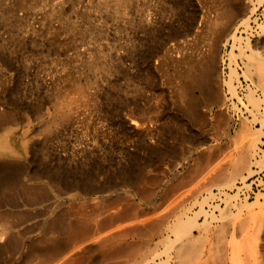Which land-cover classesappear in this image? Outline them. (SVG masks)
I'll return each mask as SVG.
<instances>
[{
	"label": "rangeland",
	"instance_id": "374dc122",
	"mask_svg": "<svg viewBox=\"0 0 264 264\" xmlns=\"http://www.w3.org/2000/svg\"><path fill=\"white\" fill-rule=\"evenodd\" d=\"M29 1L17 13L27 19L23 33L0 15V147L13 149L1 152L0 160H16L39 176L0 190V226L17 239L11 250L18 248L19 234H33L50 201L61 197L66 202L57 211L74 227L63 237L87 235L77 248L80 256L67 264H264V220L230 215L231 203L221 206L223 215L216 210V218L205 210L216 190L232 189L249 173L243 167L228 186L232 160L250 130L263 129L257 146L264 137V77L249 61H264V0H240L243 11L229 0H137L119 16L102 0ZM70 22L78 28L69 30ZM91 22L94 31L82 35ZM213 48L219 59L214 90L196 118L184 111L183 79L196 56ZM184 52L190 65L182 63ZM92 56L103 57L108 67L100 61L91 72L86 58ZM231 67L236 94L226 83ZM188 92L203 94L198 87ZM59 111L72 113L59 118ZM257 146L250 168L264 166ZM48 171L75 176L86 187L66 188ZM188 218L208 222L188 223L178 232V222ZM54 257L32 262L50 264Z\"/></svg>",
	"mask_w": 264,
	"mask_h": 264
},
{
	"label": "bare ground",
	"instance_id": "6f19581e",
	"mask_svg": "<svg viewBox=\"0 0 264 264\" xmlns=\"http://www.w3.org/2000/svg\"><path fill=\"white\" fill-rule=\"evenodd\" d=\"M112 2L110 1H107V0H102V3L104 4H101L102 6H104V8H107L110 10V12L112 14H116V15H122L123 14V10H125L127 7H130V5H133V1H136L137 0H111ZM219 1V0H218ZM222 1H225V0H222ZM228 1V0H227ZM240 0H229L228 2L232 4V6H236L238 4ZM4 0H0V15H3V16H7L11 19L12 21V24L14 25L15 29L21 33H23L22 31H24L26 28L25 25L27 23V19L25 18V16L23 15H19L17 14L18 13V9L22 6L25 5L26 3V0H10L9 2H6V4L3 3ZM57 2V1H56ZM56 2H51V3H54L57 4ZM100 2V1H99ZM98 2V3H99ZM143 2V1H142ZM148 2V1H147ZM217 2V1H216ZM226 2V1H225ZM141 3V2H140ZM146 3V1L144 2ZM149 3V2H148ZM220 3V2H219ZM4 4V5H3ZM135 4V3H134ZM139 4V3H138ZM227 4V3H226ZM27 5H31L30 1L27 0ZM52 4H50L51 6ZM58 5V4H57ZM60 5V4H59ZM99 6V4H97ZM129 5V6H128ZM140 5V4H139ZM142 5V4H141ZM140 5V6H141ZM219 5V4H218ZM222 6L223 5V2L221 4ZM53 6V5H52ZM61 6V5H60ZM137 6V5H136ZM145 6V7H144ZM144 6H141V7H144L146 8V4ZM149 6V5H148ZM231 6V5H230ZM232 6L229 7L232 9ZM238 6V5H237ZM236 6V7H237ZM55 8H58L59 6H54ZM139 7V6H138ZM140 7V8H141ZM225 7V6H224ZM228 7V6H227ZM239 7V6H238ZM235 8V7H234ZM49 9H52V8H49ZM58 9L61 10L62 12V8L59 7ZM143 9V8H142ZM141 9V10H142ZM226 9L225 8L223 11L226 12ZM236 9V8H235ZM239 10L240 7L238 8ZM54 11V9H52ZM51 10V11H52ZM140 10V11H141ZM229 10V9H227ZM52 11V15L56 12H53ZM118 11V12H117ZM230 11V10H229ZM235 11V10H233ZM243 11V10H241ZM60 12V11H58ZM142 12V11H141ZM144 12V11H143ZM228 12V11H227ZM237 12V11H236ZM236 12H233L235 13L236 15ZM240 12V11H238ZM237 12V13H238ZM50 13V12H49ZM125 13V12H124ZM223 12H221L222 14ZM224 14V13H223ZM222 14V16H223ZM226 14V13H225ZM228 14V13H227ZM241 15L244 14L246 16L245 13L241 12L240 13ZM47 15V14H46ZM115 15V16H116ZM147 14H145L146 16ZM229 15H232V14H229ZM234 15V14H233ZM233 15H232V18H233ZM234 15V16H235ZM49 16H51L49 14ZM117 16V17H118ZM142 16V15H140ZM208 17V15H206ZM220 16V17H222ZM227 17V15H225ZM88 17V16H86ZM193 17V16H192ZM219 17V16H218ZM243 17V16H241ZM8 18V19H9ZM28 18V17H27ZM36 18V17H35ZM204 18V17H203ZM202 18V20L204 21V19ZM209 18V17H208ZM212 18V17H211ZM231 18V17H229ZM238 18V17H236ZM222 19V18H221ZM225 19V18H224ZM222 19V20H224ZM249 19V16H246L243 18L242 20V23L248 25V20ZM201 20V21H202ZM218 20V19H216ZM87 21V20H86ZM206 21V20H205ZM210 21V20H208ZM220 21V20H219ZM226 21V19H225ZM227 21L229 22L230 19ZM226 21V22H227ZM234 21V20H232ZM236 21V19H235ZM192 22V21H191ZM207 22V21H206ZM205 22V24L207 25V23ZM218 21H215L214 23H216ZM221 22V21H220ZM219 22V23H220ZM31 23V22H30ZM213 23V24H214ZM225 23V22H224ZM231 23V22H229ZM29 24V23H28ZM33 24V23H32ZM222 24V22H221ZM226 24L228 23H225V27L227 26ZM232 24V23H231ZM87 25H88V21H87ZM87 25L85 27H87ZM212 25V24H211ZM223 25V24H222ZM235 25V24H234ZM239 25V24H237ZM236 25V26H237ZM30 26H32L30 24ZM93 26V22L90 23L89 27L87 28H82L81 30V34L82 35H86L88 32H92L94 31V29L92 28ZM210 26V25H209ZM217 26V25H216ZM219 26V25H218ZM229 24H228V28H229ZM224 27V25H223ZM33 28V26H32ZM59 28V27H58ZM78 27L75 25V23H72L70 22L69 24V30H75L77 29ZM200 28V27H199ZM211 28H214V27H211ZM220 28V27H218ZM235 28V27H234ZM217 29V27H216ZM237 29V28H236ZM38 30V29H37ZM56 34L59 32V29H53ZM197 30V34H198V29ZM213 30V29H211ZM228 30V29H227ZM31 31V30H30ZM35 29L33 28V31L34 32ZM216 32V30H214ZM218 32H224L225 30H217ZM18 32V33H19ZM196 32V31H195ZM261 32L262 34L264 35V27H262L261 29ZM15 33V32H14ZM38 33V32H37ZM217 33V32H216ZM55 34V35H56ZM221 34V33H220ZM231 38L236 41L237 39H239V37L236 35L235 31L229 33ZM16 35V34H15ZM18 35V34H17ZM20 35V34H19ZM59 35V34H58ZM196 36V33L194 34ZM216 35V34H214ZM213 35V36H214ZM218 35V34H217ZM194 36V38H196ZM12 37V36H11ZM222 37V36H221ZM219 36V38H221ZM17 38H19L17 36ZM16 38V40H17ZM193 38V39H194ZM214 38V37H213ZM211 38V39H213ZM12 39V38H11ZM15 40V41H16ZM186 40V39H185ZM188 40V39H187ZM186 40V42H187ZM195 40V39H194ZM193 40V41H194ZM216 42L219 41V39H217V36H216ZM18 41V40H17ZM16 41V42H17ZM213 41V40H212ZM19 42L21 43L22 42V39L19 40ZM18 43V42H17ZM19 43V44H20ZM24 43V42H23ZM22 43V44H23ZM177 43V42H176ZM215 43V42H213ZM178 44V43H177ZM189 44H193V43H189ZM212 44V43H211ZM217 43L215 44H212V45H216ZM234 44V43H233ZM211 45L210 48H212L213 46ZM249 45V44H248ZM250 46V45H249ZM191 47V46H190ZM215 47V46H214ZM218 47V46H217ZM174 48V46H173ZM209 48V49H210ZM240 48V47H239ZM217 49V48H216ZM208 50V49H207ZM92 51V50H91ZM90 51V52H91ZM211 52L209 53V50H208V53L207 54H201V57H198L196 56L195 60H193L192 62V65L190 66V68H188L189 66H186L188 68V70L186 68H184L183 70H187L186 73H185V78L181 77L180 78H184L183 79V92L180 91V94L183 93V97L185 98V110L186 113L188 111V113L192 114V115H196V118L198 117V109H199V106L200 105H203L202 103H207L208 99L209 98H212L211 95H212V90H214V88L212 89V82H213V79H214V70H216L215 68H217L218 66L215 67V65H217V59H216V50L213 48L210 50ZM84 52V51H83ZM182 52V51H181ZM206 52V51H204ZM219 52V50H218ZM96 53H99V51L97 50ZM95 51L93 52V55L96 54ZM191 53V52H190ZM188 54V53H186ZM98 55V54H96ZM95 55V56H96ZM184 55H185V52H184ZM217 55H219L217 53ZM230 55H234V52L231 50L230 52ZM101 56V55H99ZM188 55H185L184 58H182L181 60L183 61L182 63L184 64V60H187V63L188 65H190L188 62V60L190 59L189 57L186 58ZM193 57V56H191ZM96 57L92 56V57H88L86 58V65L88 67H90V69L92 67H96L97 71L98 69H100L101 67H108V63H104L102 61V58L101 57V60L103 63H100L99 60H94ZM99 58V57H98ZM97 59V58H96ZM104 60V59H103ZM176 60V59H175ZM180 60V61H181ZM219 60V59H218ZM250 62L254 63L256 66H257V69H258V73H259V76L260 77H264V61L256 56H251ZM107 62V61H106ZM176 62V61H175ZM98 63L102 64L101 67L97 68L98 66ZM177 63V62H176ZM99 64V65H100ZM179 65V64H178ZM86 66V67H87ZM177 66V65H176ZM180 66V65H179ZM178 66V68H179ZM183 66V65H182ZM87 67V68H88ZM181 67V66H180ZM184 67V66H183ZM79 68V67H78ZM89 69V68H88ZM87 69V70H88ZM93 70L91 72H94L96 71L95 68H92ZM95 69V70H94ZM231 71H229V79L226 80V83L228 84L231 92L233 94H236V86L235 84L233 83V78L234 77H237V71L234 67H231L230 69ZM176 72H179L178 70ZM182 72V71H181ZM185 71H183L184 73ZM93 75V74H91ZM90 76V75H89ZM179 77V75H178ZM181 80V79H180ZM179 80V81H180ZM182 82V81H181ZM179 83L182 84V83ZM181 86V85H180ZM195 87H198L199 89H202L203 90V94L201 97H194L191 96L192 92L189 94L188 91H191L193 90V88ZM214 87V86H213ZM180 88V89H181ZM178 88V90H180ZM182 92V93H181ZM214 94V93H213ZM250 94H251V98L253 100H256L255 98H253V93H252V90H250ZM109 96V94H108ZM181 97V95H180ZM183 98V100H184ZM210 100V99H209ZM181 101H182V98H181ZM183 103V104H184ZM209 104V102H208ZM69 111H59L57 113V117L59 118H64V117H67V118H70L69 117ZM179 112V111H178ZM72 113V112H71ZM70 113V114H71ZM187 113V114H188ZM201 114V113H200ZM179 115H181L179 113ZM188 116V115H187ZM193 116V117H194ZM255 117V115H253ZM55 116H52V118H54ZM186 117V116H185ZM189 117H191V115H189ZM200 117V116H199ZM198 117V118H199ZM183 118V117H182ZM194 117V119H196ZM181 118H179L180 120ZM51 122V121H50ZM48 125V124H46ZM45 125V126H46ZM169 127V126H168ZM167 127V128H168ZM48 128V127H47ZM165 128V127H164ZM263 134V129L261 127H258L256 130H250L249 132V137L242 143L241 147L239 148V150H237V153H236V157L233 158V166H232V170H230L231 172L229 173L230 174V178L232 179V181L230 183H228V186H231L234 181L233 179L236 178V175L237 173H240L241 169L244 167L246 169H248V172H251V168H250V165H249V157L251 156V154L253 153V149L255 148V146H257V141H259V137L260 135ZM196 136V135H195ZM194 136V137H195ZM193 138V137H192ZM197 138V137H196ZM258 147V146H257ZM256 147V148H257ZM12 147L9 146V145H6V144H2L1 147H0V154L1 152H10L12 151ZM169 150H172L169 148ZM173 150L174 147H173ZM15 152V151H14ZM162 152H164L162 150ZM170 152V151H169ZM173 152V151H172ZM257 152V151H256ZM255 153V151H254ZM253 153V154H254ZM165 154V153H164ZM159 155V154H158ZM162 155V153H161ZM262 155V154H261ZM260 155V157H261ZM156 156V155H155ZM263 156H264V153H263ZM258 160L260 159H257L256 158V161L258 162ZM263 160V159H261ZM0 190L2 188H5L7 186H15V185H18V184H21V180L23 179H26L27 178V175H28V179H36V178H39L38 175L34 174V173H30V174H27V172L25 171V168L20 164V162L16 163L15 161L16 160H0ZM255 162V161H253ZM61 171V170H60ZM59 172V171H58ZM52 173L50 171L47 172V176L48 177H52L53 179L55 180H59L60 182L58 183H61V185H64L66 188H75L77 186H80L82 185L77 178H75V176L73 177H67L65 178V176L62 174V173ZM132 176H136V172L135 174H131ZM71 176V175H70ZM246 175H244L243 177H245ZM242 177V178H243ZM63 183V184H62ZM84 185V184H83ZM82 185V186H83ZM83 187H86V186H83ZM88 187V186H87ZM225 192V191H224ZM211 193V192H210ZM72 195H79L78 192H72ZM211 195V194H210ZM229 198L233 197V196H229V194H226ZM230 198V199H231ZM230 199H227V202L226 204H230ZM66 202V200L62 199L61 197H56L54 198L53 200L50 201L51 205L49 207V209H47L45 211V213L42 215V219L40 221V223L38 225H36V227L34 228L33 231H31L33 234H27V231L26 232H23L22 234H19L18 238H19V246L17 249H15L14 251L11 250V244L12 243V239L14 237L15 234H11V229L6 226V225H3V226H0V264H10L12 263L13 261L16 262V263H19V264H44V263H40V262H32V259L33 257H36V256H40L41 259L43 260L44 258H49V257H52V256H55L49 263L50 264H67L69 260H74L76 259L77 257L80 256V252L77 248L79 247L80 244H82L85 240H86V234L84 232H79V234H73L72 236L73 237H70L69 240L64 238L63 237V234L64 232H66L67 230H69L70 228H74V227H71L72 225V222L67 220L62 213H59L57 210L58 208L64 204ZM231 205L235 208V211H231L230 212V215L234 216V217H239L242 213H246L248 217V219H256L259 221L260 220H264L263 217H264V205L258 201V199H254V200H251V201H248V200H244V201H241V202H236V203H231ZM230 207V206H229ZM217 209L219 210V214L220 215H223L226 213V211L217 206ZM206 210V215H210L211 218H216L218 215L215 214V209H205ZM207 211H210L209 213H207ZM63 222H65V225H63ZM208 222L207 218H205L203 221L201 222H196L195 219L193 218H188V220H184V221H179L178 224L176 225V229L178 232H183L184 230V227L186 226V224H190L191 226H197V225H200V224H206ZM77 224V223H76ZM83 224H81V226H83ZM76 228V227H75ZM80 231V230H78ZM121 235V234H120ZM15 238V237H14ZM106 238V237H105ZM104 238V239H105ZM231 239V238H230ZM17 239L15 238V241ZM105 242H107V240H105ZM119 250V249H118ZM164 263V262H163ZM48 264V263H47ZM137 264H150V260H144V262H141V263H137Z\"/></svg>",
	"mask_w": 264,
	"mask_h": 264
},
{
	"label": "built area",
	"instance_id": "2783aa9c",
	"mask_svg": "<svg viewBox=\"0 0 264 264\" xmlns=\"http://www.w3.org/2000/svg\"><path fill=\"white\" fill-rule=\"evenodd\" d=\"M264 152V137L262 142L258 146L256 157H259ZM215 197L208 201L205 206L206 209H217V206L221 207L226 205L229 196H233L230 199L231 203L237 201L260 199L264 201V166L261 164L253 163L251 165V172L246 174L243 180L237 181L236 185L232 189L224 191L216 190L214 192Z\"/></svg>",
	"mask_w": 264,
	"mask_h": 264
}]
</instances>
